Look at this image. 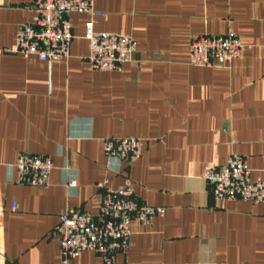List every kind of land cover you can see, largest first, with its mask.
Instances as JSON below:
<instances>
[{
    "label": "crops",
    "instance_id": "obj_1",
    "mask_svg": "<svg viewBox=\"0 0 264 264\" xmlns=\"http://www.w3.org/2000/svg\"><path fill=\"white\" fill-rule=\"evenodd\" d=\"M33 1L0 0V264H61L60 213L95 217L97 185L127 179L138 202L163 215L132 221L113 264H264V204L217 202L202 178L205 166L237 154L249 181L264 183V0H94L104 14L94 32L136 45L114 72L85 62L87 14L68 15L66 60L19 55L16 35ZM227 32L245 46L240 58L189 64L192 38ZM110 138L141 141L140 157L106 158ZM19 154L51 160L45 188L15 182ZM71 264L101 261L83 252Z\"/></svg>",
    "mask_w": 264,
    "mask_h": 264
},
{
    "label": "built area",
    "instance_id": "obj_2",
    "mask_svg": "<svg viewBox=\"0 0 264 264\" xmlns=\"http://www.w3.org/2000/svg\"><path fill=\"white\" fill-rule=\"evenodd\" d=\"M93 1L34 0L30 22L17 32L16 52L40 62L66 60L72 40L68 15L87 14L89 20L84 32L88 43L87 65L94 71L114 72L131 63L136 49L131 37L94 32L96 19L104 14L94 10ZM244 51L245 46L231 32L219 36L200 35L190 42L189 64L200 68L220 67L240 58ZM102 149L106 158L131 164L140 157L142 143L134 138H110L103 140ZM12 166L17 184L47 186L52 169L49 158L19 154ZM202 178L217 202L240 200L264 204V183L249 181L245 160L237 154H230L221 167L205 166ZM106 184L97 185L103 192L95 217L73 208L60 213L55 233L59 238L61 264H71L83 252H93L101 264H113L115 254H125L128 249L132 221L147 226L153 218L163 215L162 208H150L138 202L128 179L114 189ZM74 185L73 181L69 183V186ZM15 209L12 205V211ZM2 259L0 252V261Z\"/></svg>",
    "mask_w": 264,
    "mask_h": 264
}]
</instances>
